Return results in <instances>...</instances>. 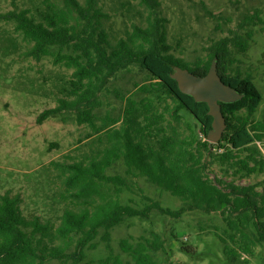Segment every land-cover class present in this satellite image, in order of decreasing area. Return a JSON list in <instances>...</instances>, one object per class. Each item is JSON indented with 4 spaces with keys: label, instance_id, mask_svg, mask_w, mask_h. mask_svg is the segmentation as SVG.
<instances>
[{
    "label": "trees",
    "instance_id": "1",
    "mask_svg": "<svg viewBox=\"0 0 264 264\" xmlns=\"http://www.w3.org/2000/svg\"><path fill=\"white\" fill-rule=\"evenodd\" d=\"M140 3L146 10L145 25L133 23L115 40L103 27L105 14L97 0H43L42 21L30 17L27 9L0 14V21L14 22V32L31 44L26 57L54 56V65L72 70V98H61L54 108L45 109L38 123L73 112L78 124L98 129L94 110L100 106L99 94L114 77L138 66L150 79L140 87L144 96L126 97L120 117L103 121L101 128L119 121L120 125L106 130L107 144L92 158L49 163L63 186L58 225L40 216H24L19 193L0 194V264H93L86 250L97 248L98 237L107 256L95 264H126L113 251L111 233L127 218H146L152 210L175 217L194 210L218 213L224 221V235H216L228 264H244L264 241V193L257 190L258 182H236L264 172V118H253L263 95L253 73L242 70L239 57L247 54L254 36L252 28L240 30L264 23L260 11L245 16L235 30L211 42L204 57L187 62L171 53L160 2ZM54 47L56 53L51 51ZM215 58L222 81L243 97L220 103L226 129L220 141L211 144L206 141L212 123L207 104L182 93L172 73L179 66L204 76ZM181 125L189 130L184 137H180ZM214 147L222 150L212 152ZM118 162L126 167L127 176H142L186 206L172 211L146 197L144 208L124 204L121 194L131 190L128 179L107 173ZM213 165L220 175L213 172ZM210 169L212 178L207 173ZM151 234L152 238L134 243L120 240L121 251L133 264H160L154 255L164 241L158 233ZM186 250L190 252L189 247Z\"/></svg>",
    "mask_w": 264,
    "mask_h": 264
},
{
    "label": "rangeland",
    "instance_id": "2",
    "mask_svg": "<svg viewBox=\"0 0 264 264\" xmlns=\"http://www.w3.org/2000/svg\"><path fill=\"white\" fill-rule=\"evenodd\" d=\"M158 1L161 16L167 19V43L172 46L171 53L187 62L204 57V49L211 42L235 30L244 17L252 15L255 10H259L264 19V0ZM97 6L105 14L103 27L111 40L123 37L133 23L145 25L146 10L140 0H97ZM26 9L30 17L42 21L45 12L43 0H0V14ZM14 25L12 21H0V194L7 190L12 194L19 193L22 200L20 210L24 216H40L58 225L63 211L59 192L63 191V186L49 163L88 161L92 158L106 146V130L120 125L119 121L114 126L101 128L103 121L120 117L126 97L144 96L140 87L148 84L150 79L138 66L121 71L114 77L99 94L100 106L94 110L98 129L78 124L73 112L38 123L36 119L45 109L54 108L61 98H72V70L54 65V56L40 60L26 57L24 53L31 44L14 32ZM251 28L254 31L251 47L246 55L239 57L243 60L240 64L242 70L253 73L254 83L263 95L253 115L255 120H259L264 118V23L246 27L240 32ZM51 51L56 53L58 50L54 47ZM179 133L180 137L188 135L187 126L181 125ZM197 133L203 138L199 129ZM262 149L264 153V144ZM211 150L222 149L214 147ZM212 168L220 175L217 166ZM125 169L124 164L118 162L107 170L108 174H121L128 179L131 190L121 194L124 204L144 208L148 202L144 200L146 197L172 211L186 206L179 197L150 184L142 176H127ZM211 172V169L207 170L212 178ZM236 182H258L257 190L264 193V172L239 178ZM223 222L218 213L194 210L175 217L152 210L146 218H127L112 231L110 243L115 254L126 264H133L130 257L121 251L120 240L127 238L134 243L141 238H152L151 233L155 232L164 241L163 248L154 255L160 264H228L216 235H224ZM96 241V249L86 250L87 260L93 264L107 256L100 237ZM186 247L190 252L185 251ZM249 256L244 264H264V241Z\"/></svg>",
    "mask_w": 264,
    "mask_h": 264
},
{
    "label": "water",
    "instance_id": "3",
    "mask_svg": "<svg viewBox=\"0 0 264 264\" xmlns=\"http://www.w3.org/2000/svg\"><path fill=\"white\" fill-rule=\"evenodd\" d=\"M173 70L172 78L176 80L180 91L192 96L196 102L207 104L208 115L212 117V123L206 141L216 144L226 129L220 103H234L241 100L243 94L222 81L217 71V58L212 61L204 76L195 75L179 66H174Z\"/></svg>",
    "mask_w": 264,
    "mask_h": 264
}]
</instances>
